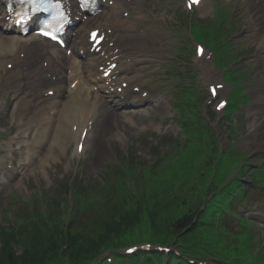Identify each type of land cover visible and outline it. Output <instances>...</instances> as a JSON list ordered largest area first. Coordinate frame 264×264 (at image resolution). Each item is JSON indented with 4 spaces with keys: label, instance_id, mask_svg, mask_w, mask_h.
Here are the masks:
<instances>
[{
    "label": "rangeland",
    "instance_id": "1",
    "mask_svg": "<svg viewBox=\"0 0 264 264\" xmlns=\"http://www.w3.org/2000/svg\"><path fill=\"white\" fill-rule=\"evenodd\" d=\"M206 1L209 2L208 11L196 15L194 20L200 19L206 23V21L213 19V5L219 10L224 9L227 13H229L227 10L231 12L230 20L234 21L232 24L234 29L231 31L230 42L233 44L237 59L236 62L230 64V67L239 66V69L242 70L240 82H243V86L252 97V103L244 108L232 123L223 121V117L221 123H218L217 119L210 114V118L213 119L209 120L210 126L215 131L223 150H226L229 142L227 135L233 134L239 151L245 152L248 157L253 159L260 157V164L264 169V148L251 147L253 143L264 142V130L252 134L248 128L250 122H258L259 118L263 116H256L254 108L258 102L253 94L256 85L262 83L263 79L260 78L264 77L263 72H259L257 67V60H260L258 44L261 38L253 39L251 33L247 31L248 27L244 26L246 20L252 21L253 17L248 15L244 17L239 10H236L239 1ZM139 6L144 9V12L145 6L142 3ZM154 8L159 10V15L163 19L155 30L157 38L161 42L159 49L162 50L155 59L159 64L154 63L156 69L153 71L157 84L155 87L156 90L163 89L165 91L167 104L160 111L155 109L150 112H142L143 115L140 116L137 114L126 115L124 111L120 115L115 114L108 129L103 131V126L99 129L101 142H95L96 145L94 144V147L82 158L76 157L74 152L76 143L71 141L61 146L60 155L56 156V153L53 156L49 155L50 160L44 162V166H38L34 173L28 176L11 175V178L6 176L8 178L0 179L5 182V184L4 182L0 183V227L9 229V226L15 225V229H17L18 226L26 222L24 225L26 226V233L22 235L19 241L20 245L16 247L17 253H22L29 246L30 236L34 229L39 230L45 238L55 237L60 235V232L61 234L65 233L66 225L73 220L83 223L86 218L91 220L102 215L103 209L101 207L107 206L104 204L110 199H117L116 193L118 191L111 190L107 185H112L115 177L124 172L122 162L125 158L132 156L135 161L142 159L145 164L153 167L157 164L156 161L172 153L169 151L171 142L177 141L181 137L179 136L181 128L177 118L179 116L174 110L179 87L183 84L186 86L194 85V81L199 86L205 85L206 81L203 79L202 70H200L201 64L197 62L198 59L193 53L194 45L188 33L189 25L193 22L184 13L182 0L157 1L154 3ZM184 18L189 23L188 25H184ZM179 19L180 21H178ZM223 26L229 28L226 23ZM253 42L255 43L252 44ZM166 49L167 52H165ZM4 63L7 61L0 64V80L3 81L0 83V160L11 165L13 160L17 162L20 159L19 145L17 144L13 149L14 146L9 144L13 134L18 132L19 120H15L11 116L17 103L16 84L9 81V78L17 73H7L5 70L7 65ZM174 68L180 75L175 74L176 72H169ZM215 82L221 83L220 78ZM24 83L28 84L27 77H25ZM197 94L201 99L199 104L202 105L205 97L202 92L200 95L198 88ZM201 112L204 117H207V112L202 110ZM109 120L106 119L104 122ZM219 124L227 126L226 134H223L222 130L217 127ZM123 127L129 128L130 134L123 130ZM188 140L190 138L187 134H182L180 143L185 144ZM14 150L17 152L16 155L13 154ZM191 161H193L192 158ZM196 162V160L193 161V163ZM167 170L166 168L163 171L166 172ZM151 174L146 172L144 178H150ZM157 174L160 172L154 173V180ZM248 181L250 180L248 179ZM98 184L99 186L96 187ZM73 188L77 189V194L84 195L85 199L90 194L92 200L88 203L87 200L85 201L86 205L83 212L73 208L72 213L68 215L70 207H67V204L71 205L74 200L72 197ZM246 197L249 201H255L259 211H264V187L250 188ZM52 199L59 200L61 202L59 208L60 206L66 208L65 211H62L63 208L58 210V207H54L55 205L51 203L55 201H50ZM95 199L96 202L93 205ZM240 203L237 200L238 205L233 209L235 212L244 215L243 206L239 205ZM76 212L77 214H75ZM80 215H84L82 220H79ZM228 218L225 219L228 220L226 227L230 232L235 233L238 227L237 220L233 221L234 219ZM77 228L80 231L85 229L84 226ZM262 241L264 243V239ZM171 246L176 249L173 245ZM124 252L125 249L120 254H124ZM212 260L213 258L209 261L216 264ZM57 264H65V262L60 261Z\"/></svg>",
    "mask_w": 264,
    "mask_h": 264
},
{
    "label": "bare ground",
    "instance_id": "2",
    "mask_svg": "<svg viewBox=\"0 0 264 264\" xmlns=\"http://www.w3.org/2000/svg\"><path fill=\"white\" fill-rule=\"evenodd\" d=\"M167 1L170 2V0ZM144 3L146 4V23L143 24V29L140 30L138 34L129 36L128 39H131V41H128L127 45L121 46V49L116 52L113 58L107 63L103 64L100 62V58L96 57L94 54H88L87 57L91 59L90 62L82 63V68L77 71L78 73L83 72L82 75H76V73L71 75V67L68 65L69 59L59 60V58L54 56L47 58L45 61L46 64L52 65L53 69L49 72L43 71L42 68H33L32 61L28 60L27 54L34 48L42 50L44 44H39L37 38L22 42L21 38L5 36L4 21L3 19L0 20V64L7 61V63L4 64H13L20 67L22 70L26 71L31 81L27 88H19V92H23V99H17L16 108L13 113H11V116L15 120H20V122L23 123V126L21 127L19 125V127L22 129L25 127L26 131L31 130L30 134L32 133L36 140L26 145V148L31 150L33 155L30 157L27 164L21 165L23 169L30 168L32 162L38 159L44 152L45 157L47 155L46 153L50 156H53L54 153H56V156L60 155V149L64 143L66 144V142H70L76 138H79L78 141H80L84 133L88 136V141L86 142L89 144V148H92V145H94L93 142L100 136V133L96 129L104 123L103 121L109 115V110L112 107L111 102L100 94H96L93 99L91 97V94L100 91L99 86H95L91 83V78L97 79L101 76L97 71L99 66H105V69H107L108 66L116 64L117 67L111 73V80L114 84H117L118 78H123V81L127 83V88L121 93H119L118 88H115L112 84L106 87L109 94L118 99L115 105L122 109L123 107L126 108L124 104L126 100H131L130 105L141 106L151 101L154 97V95L150 94L144 97L142 93H135L132 90L134 84L130 76L134 73L135 69L125 66V61H127L129 57L135 56L138 58L143 53L147 55L154 54L155 57L157 53L162 52V50L159 49L161 42L155 33V26L154 32L150 29L153 28L152 25L157 21V16L161 18L159 10L154 8V0H144ZM106 4L107 5H103V7L106 8L108 12L104 13L103 17L94 20L90 19L85 25L81 26L79 30H77L81 38L73 39V45L82 46L85 41H87L85 39L88 35L89 28L103 29L109 27L114 29L119 28L120 31H132L134 29L128 21L122 20L121 18V12L130 10V3L128 0H106ZM237 9L240 10V14L244 17L253 11H255V15L260 16L255 17L254 15L253 21L246 20L244 25L251 28L254 26V29L249 28L247 31L249 33L253 32V34H251L253 39L259 37V34L264 31V0H244V2L239 4ZM168 10L170 11V9ZM132 40L145 42L150 49L147 50V52H135L142 48H136ZM133 49L135 51H133ZM167 49L165 52H167ZM258 50L261 51V53H259L260 60H257V66L259 70L264 72V39L260 42ZM148 51H151V53H148ZM149 61L153 63L152 60ZM18 63H20V65H18ZM146 63L149 64L147 60ZM206 66L207 65H204L203 73L206 74V79H208L210 73ZM53 73L56 74L54 77L52 76ZM113 77H116V79H113ZM16 78L18 80L17 83H20L21 79L19 74H17ZM59 78H63L62 83L65 84V89H61L60 87L57 89L56 86ZM101 82L106 84L108 81L101 78ZM149 84L150 82L140 84L141 91L146 89ZM72 85H75L73 89ZM51 93L53 94L51 95ZM261 93H264V83L261 85L258 95L261 96ZM91 105H95L94 110L90 107ZM119 107H115V110H121ZM85 108H87V118L79 123L77 120L80 119L78 114L83 113ZM256 110L264 112V104L257 107ZM96 113H98L97 116ZM115 114H117V112L110 113L111 119ZM29 115L33 117L29 118ZM109 126L110 123L103 124L105 130L108 129ZM122 129L130 134L128 131L129 128L123 127ZM43 145H45L44 148L47 152L42 148ZM48 158L49 156L46 157V159Z\"/></svg>",
    "mask_w": 264,
    "mask_h": 264
},
{
    "label": "trees",
    "instance_id": "3",
    "mask_svg": "<svg viewBox=\"0 0 264 264\" xmlns=\"http://www.w3.org/2000/svg\"><path fill=\"white\" fill-rule=\"evenodd\" d=\"M118 201V205L109 202L104 204L107 206L101 207L103 214L91 220L86 218L83 223L72 221L68 224L70 227L66 228L65 233L60 232L58 236L45 238L39 230L34 229L29 246L20 254L16 252V247L20 245L19 241L26 233V226H24L26 222L17 229L0 227V264H57L60 261L65 264H88L93 262L107 249L120 244L121 236L130 233L129 231L134 227L139 226V222L146 219L139 216L140 213L135 206L131 207L127 205L128 203H124L127 202L125 199H117L116 202ZM177 209L181 208L177 207ZM177 212L171 217L167 211H164V218L167 219L163 223L171 235L187 223V218H182L171 224V221L181 216L176 215ZM149 224L153 233L157 235L163 233L157 218H149ZM80 226H84L85 229L80 231L77 228Z\"/></svg>",
    "mask_w": 264,
    "mask_h": 264
},
{
    "label": "snow or ice",
    "instance_id": "4",
    "mask_svg": "<svg viewBox=\"0 0 264 264\" xmlns=\"http://www.w3.org/2000/svg\"><path fill=\"white\" fill-rule=\"evenodd\" d=\"M44 2L45 0H18L19 5L21 6L19 9L20 20L18 22L23 23L25 18L28 17L29 11L36 12L38 10V6L44 4ZM198 3L199 0H190L189 6L191 7V5ZM41 34L45 36L49 35V33L47 32H42ZM92 35H93V39H95L96 33H93ZM52 39H55V37L53 36ZM200 54H202V52ZM212 96L213 97L216 96L215 88L212 89ZM220 107L222 108L223 104H221Z\"/></svg>",
    "mask_w": 264,
    "mask_h": 264
}]
</instances>
